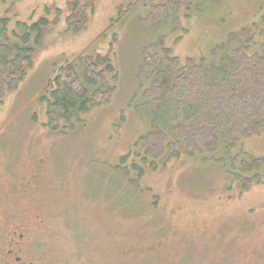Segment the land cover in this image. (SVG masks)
Wrapping results in <instances>:
<instances>
[{
  "label": "rangeland",
  "instance_id": "374dc122",
  "mask_svg": "<svg viewBox=\"0 0 264 264\" xmlns=\"http://www.w3.org/2000/svg\"><path fill=\"white\" fill-rule=\"evenodd\" d=\"M69 2L0 0L10 27L49 21L32 67L2 97L0 220L38 214L41 243L58 264H264V182L240 192L218 165L187 156L144 165L139 177L116 166L145 149L143 49L161 43L180 62L207 55L264 11V0H78L72 24ZM92 51L109 52L116 72L108 102L64 133L47 128L39 102L47 80ZM242 147L264 156V128Z\"/></svg>",
  "mask_w": 264,
  "mask_h": 264
},
{
  "label": "trees",
  "instance_id": "16d2710c",
  "mask_svg": "<svg viewBox=\"0 0 264 264\" xmlns=\"http://www.w3.org/2000/svg\"><path fill=\"white\" fill-rule=\"evenodd\" d=\"M77 2L68 3V24L79 19ZM185 8L181 12L186 17ZM48 23L38 17L30 23L15 20L10 27L9 18L0 17V106L4 91L16 87L32 67ZM156 45L143 49L138 68L149 123L139 138L145 149L130 161L128 155L119 158L121 174L135 172L139 177L144 165L155 170L187 156L218 165L240 192L263 183L264 156L246 152L242 140L264 128V11L230 32L207 55L180 62L169 48ZM115 78L109 52H84L66 60L39 95L44 125L61 133L71 130L82 122L81 114L108 102Z\"/></svg>",
  "mask_w": 264,
  "mask_h": 264
},
{
  "label": "flooded vegetation",
  "instance_id": "af4514ba",
  "mask_svg": "<svg viewBox=\"0 0 264 264\" xmlns=\"http://www.w3.org/2000/svg\"><path fill=\"white\" fill-rule=\"evenodd\" d=\"M44 223L38 214L31 220H0V264H58L41 243Z\"/></svg>",
  "mask_w": 264,
  "mask_h": 264
}]
</instances>
